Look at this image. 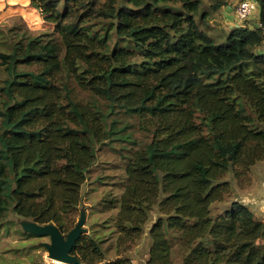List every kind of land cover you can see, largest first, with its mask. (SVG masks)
I'll use <instances>...</instances> for the list:
<instances>
[{"label":"trees","instance_id":"1","mask_svg":"<svg viewBox=\"0 0 264 264\" xmlns=\"http://www.w3.org/2000/svg\"><path fill=\"white\" fill-rule=\"evenodd\" d=\"M29 5L53 28L0 26V227L14 214L66 236L99 152L119 147L123 191L98 223L115 253L89 229L72 252L83 264H134L143 239L144 264H264V221L223 206L229 176L264 161L262 28L216 33L226 0Z\"/></svg>","mask_w":264,"mask_h":264},{"label":"rangeland","instance_id":"2","mask_svg":"<svg viewBox=\"0 0 264 264\" xmlns=\"http://www.w3.org/2000/svg\"><path fill=\"white\" fill-rule=\"evenodd\" d=\"M29 1L0 0V26L2 29L23 21L35 33L52 30L53 25L45 23L38 11L29 5ZM204 1L208 6L216 0ZM226 1L228 4L230 3V0ZM219 13L220 11L213 23L216 33H220L224 29L220 23ZM3 77V74L0 73V80ZM121 156L119 147L114 150L106 147L100 151L97 164L94 166L90 178L82 187L80 208L81 211L86 212V229H98L97 223L101 222V219L107 218L109 222L113 218L111 214L113 211L105 214L100 211L102 207L100 202L105 198L118 196L123 191L126 180V162ZM229 179L233 183V193L223 206L229 204V201L239 200L249 207L256 219L264 221V161L258 162L249 173L242 175L237 181L232 176H229ZM79 218L78 215L75 217L77 222ZM22 221L24 220L10 214L5 224L0 227V264H57L48 258V253L42 246V243H50V238L25 235L21 226ZM145 241V239L139 241L138 245H133L127 253L136 259L137 253H141L140 250L143 249L144 253L147 250ZM176 264H180L177 259Z\"/></svg>","mask_w":264,"mask_h":264},{"label":"water","instance_id":"3","mask_svg":"<svg viewBox=\"0 0 264 264\" xmlns=\"http://www.w3.org/2000/svg\"><path fill=\"white\" fill-rule=\"evenodd\" d=\"M85 223L86 212L82 210L76 226L66 236L54 224L40 225L24 220L21 226L25 233L37 237L50 238V243H42V246L48 253L49 259L64 264H83L72 252L81 236L88 231L85 228Z\"/></svg>","mask_w":264,"mask_h":264},{"label":"crops","instance_id":"4","mask_svg":"<svg viewBox=\"0 0 264 264\" xmlns=\"http://www.w3.org/2000/svg\"><path fill=\"white\" fill-rule=\"evenodd\" d=\"M239 2H240L239 0H230V3L220 10V13H219L220 14V23L222 24L223 28L227 31H230L236 27H247V28L252 29V30L259 29L261 26V22H260V12L261 11H260L259 4H258L257 8L255 9V12L253 13V15L250 19H248L247 21H240L237 19L236 15H235V7ZM100 221H101V222H99L100 224L105 222L104 219H101ZM92 224H94V223H92ZM109 226H110V223H106L103 226H99L98 230H99V235L101 237H104L105 240H107V242L104 244L105 247L109 246V248H110L111 240H109L108 236H109L111 229ZM88 231H89V229H88ZM109 253H111V256H112V254L115 253V249L110 248ZM141 253H142L141 257H137L136 259L133 258L134 264H144V258H143L144 257L143 256L144 251L141 250ZM146 253H148L147 250L145 251V255H146ZM137 256H138V253H137ZM146 257H147V255L145 256V258Z\"/></svg>","mask_w":264,"mask_h":264},{"label":"built area","instance_id":"5","mask_svg":"<svg viewBox=\"0 0 264 264\" xmlns=\"http://www.w3.org/2000/svg\"><path fill=\"white\" fill-rule=\"evenodd\" d=\"M258 6V2L256 0H240V2L235 7V15L240 21H247L250 19L255 12V9ZM262 28V32L264 34V27Z\"/></svg>","mask_w":264,"mask_h":264},{"label":"bare ground","instance_id":"6","mask_svg":"<svg viewBox=\"0 0 264 264\" xmlns=\"http://www.w3.org/2000/svg\"><path fill=\"white\" fill-rule=\"evenodd\" d=\"M55 263L60 264V262L55 261Z\"/></svg>","mask_w":264,"mask_h":264}]
</instances>
